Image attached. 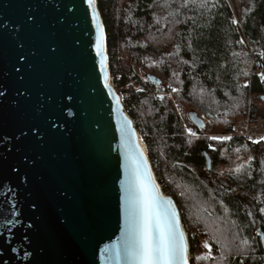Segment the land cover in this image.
<instances>
[{
    "label": "water",
    "instance_id": "water-1",
    "mask_svg": "<svg viewBox=\"0 0 264 264\" xmlns=\"http://www.w3.org/2000/svg\"><path fill=\"white\" fill-rule=\"evenodd\" d=\"M129 142L176 208L190 264L181 210L113 83L99 0H0V264H131L116 257L129 229Z\"/></svg>",
    "mask_w": 264,
    "mask_h": 264
},
{
    "label": "trees",
    "instance_id": "trees-1",
    "mask_svg": "<svg viewBox=\"0 0 264 264\" xmlns=\"http://www.w3.org/2000/svg\"><path fill=\"white\" fill-rule=\"evenodd\" d=\"M99 8L113 82L128 93L124 104L156 175L186 231L202 227L221 248L215 259H201L190 239V264H264V244L254 236L264 233V136L232 135L237 124L264 118V0H99ZM190 110L204 128L190 121ZM242 144L250 156L232 175L234 187L211 185L202 175L206 154L213 165L225 148Z\"/></svg>",
    "mask_w": 264,
    "mask_h": 264
},
{
    "label": "snow or ice",
    "instance_id": "snow-or-ice-1",
    "mask_svg": "<svg viewBox=\"0 0 264 264\" xmlns=\"http://www.w3.org/2000/svg\"><path fill=\"white\" fill-rule=\"evenodd\" d=\"M88 3L92 5L94 0H88ZM97 28L96 52L101 57L103 69L105 38L99 22ZM211 139L228 140L231 137ZM126 147L130 161L126 187L129 229L123 245L116 249L117 259H127L131 264H189L188 245L176 208L170 199L160 194L138 145L129 142Z\"/></svg>",
    "mask_w": 264,
    "mask_h": 264
},
{
    "label": "rangeland",
    "instance_id": "rangeland-1",
    "mask_svg": "<svg viewBox=\"0 0 264 264\" xmlns=\"http://www.w3.org/2000/svg\"><path fill=\"white\" fill-rule=\"evenodd\" d=\"M136 72L142 74V71L139 68H136ZM160 88L161 91L159 93L163 94L164 89L162 87ZM180 116H182V114ZM184 126L187 129V131H189L190 128L186 123H184ZM232 135L244 136L247 139L253 141L260 140L264 136V118L256 123H251L247 121L237 124L235 128V133L233 132ZM228 136L230 135H226L222 137H228ZM145 148L147 149L146 143H145ZM223 154H224L223 160L213 165L212 163H210L209 172L203 171L202 175L213 186H215L216 183H219L222 186L231 188L234 187L233 182L231 181V177L232 175L234 176L244 165L247 164L248 157L250 156V150L247 144H242L235 146L233 149L225 148ZM239 194L245 199L246 204L252 209L251 197L246 196L240 190H239Z\"/></svg>",
    "mask_w": 264,
    "mask_h": 264
},
{
    "label": "built area",
    "instance_id": "built-area-1",
    "mask_svg": "<svg viewBox=\"0 0 264 264\" xmlns=\"http://www.w3.org/2000/svg\"><path fill=\"white\" fill-rule=\"evenodd\" d=\"M121 97L124 102V99L128 97V93H125L123 96L121 95ZM177 111L179 115H181L183 112V109L180 107H177ZM262 234L264 233L257 231L254 236L262 240ZM187 235H188L189 240L192 239L194 241L196 248L198 250V253L201 257H207L208 260H213L221 253L220 247L218 246L215 239L211 236V234L206 229L202 227H196V228H193L190 232H187ZM206 244L210 245L211 247L210 248L206 247L205 246ZM258 249H260V247Z\"/></svg>",
    "mask_w": 264,
    "mask_h": 264
},
{
    "label": "bare ground",
    "instance_id": "bare-ground-1",
    "mask_svg": "<svg viewBox=\"0 0 264 264\" xmlns=\"http://www.w3.org/2000/svg\"><path fill=\"white\" fill-rule=\"evenodd\" d=\"M144 145H145V143H144Z\"/></svg>",
    "mask_w": 264,
    "mask_h": 264
}]
</instances>
